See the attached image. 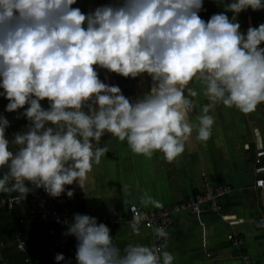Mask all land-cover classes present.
Listing matches in <instances>:
<instances>
[{
    "label": "clouds",
    "instance_id": "clouds-1",
    "mask_svg": "<svg viewBox=\"0 0 264 264\" xmlns=\"http://www.w3.org/2000/svg\"><path fill=\"white\" fill-rule=\"evenodd\" d=\"M76 3L0 0V97L6 112L28 121L9 140L10 122L0 115V193H18L19 201L34 189L52 198L74 184L86 191L94 165L109 152L105 137L149 159L159 152L171 164L193 140L211 138L216 107L247 115L264 104V23L242 32L237 19L264 10V0H221L223 11L207 21L200 16L204 0H117L87 14ZM97 68L125 79L143 76L149 90L132 100L102 82ZM193 83L207 99L198 125L190 122L198 96ZM140 203L163 207L146 193ZM146 219L133 215V235ZM153 232L164 241L159 248L121 249L106 224L74 214L64 235L77 241L75 264H174L169 233Z\"/></svg>",
    "mask_w": 264,
    "mask_h": 264
},
{
    "label": "crops",
    "instance_id": "crops-1",
    "mask_svg": "<svg viewBox=\"0 0 264 264\" xmlns=\"http://www.w3.org/2000/svg\"><path fill=\"white\" fill-rule=\"evenodd\" d=\"M116 2L77 0L74 7L87 14L97 7ZM222 11L221 0H204L202 19L207 21L213 14ZM228 15L231 16V13ZM237 19L241 31L245 32L249 26L256 27L264 23V10L259 14L249 9ZM97 72L102 82L119 86L123 94L132 100L146 94L151 84L150 79L143 76L140 79H125L104 69L97 68ZM191 86L197 90L198 96L192 98L196 103V111L191 114L190 122L198 125L196 115L207 99L199 83ZM42 103L45 108L48 107L46 101ZM210 114L215 118L211 138L204 143L193 140L185 153L171 164L159 152L149 159L133 154L126 142L105 137L108 139L109 152L99 165H94L86 191L74 184L66 186L65 193L59 198H52L40 189L51 207L65 209L69 217L62 222L61 229L51 228L52 239L40 242L37 254L32 255L30 251L29 262H34L39 255L63 251L71 259L67 261L75 264L77 241L72 236L64 235L67 223L72 222L74 214H87L96 217L99 223L106 224L114 237V243L121 249L130 243L144 244L154 249L153 229L141 225L140 234L133 235L129 228L131 206L136 205L145 215L158 210L140 203L146 193L162 203L163 207L159 209L185 205L174 214L173 224L165 229L169 233L166 250L174 255V264H246L245 258L248 256L253 264H264V227L257 226L264 220V189L254 186L257 177L256 153L264 149V104L247 115L222 105ZM11 131L9 128V140L12 139ZM11 150L15 151L16 146L12 145ZM204 183L227 186L230 191L216 204H203L200 213L192 212L189 202L202 194ZM69 190L74 193L71 198L67 196ZM16 196L5 195L0 196V199ZM28 196L31 205V193ZM25 201L15 208L23 207ZM62 235L69 243L50 250L51 245L60 240Z\"/></svg>",
    "mask_w": 264,
    "mask_h": 264
},
{
    "label": "built area",
    "instance_id": "built-area-1",
    "mask_svg": "<svg viewBox=\"0 0 264 264\" xmlns=\"http://www.w3.org/2000/svg\"><path fill=\"white\" fill-rule=\"evenodd\" d=\"M9 137V128L6 133ZM264 158V149L257 151L256 153V167L255 173L257 177L254 181V186L258 189H264V164L262 159ZM31 188V187H30ZM230 188L227 186H210L208 184L202 185V194L196 195L191 202H189V209L192 212L200 213V207L205 203L216 204L220 198L229 193ZM31 216L39 219L40 224L44 226L58 227L61 229V224L63 221L67 220L69 213L65 209H55L51 207L47 201L46 195L40 189H34L31 192ZM23 200H16L15 197L7 198L3 197L0 199V210H12L15 207L21 206ZM135 207V212L133 211ZM185 205L179 206H169L168 208L158 209L150 212L146 215L147 219L142 223L147 229H153L154 227L168 228L174 222V214L178 212L179 209L184 208ZM131 215L136 213H142L136 205L130 208ZM154 250L162 245V239H157L154 237ZM69 243V240L62 235L60 240H57L51 245L50 250H54L56 247H62ZM19 251L25 255H29V251L25 246V243L20 241L17 245ZM246 264H253L251 257H246Z\"/></svg>",
    "mask_w": 264,
    "mask_h": 264
},
{
    "label": "trees",
    "instance_id": "trees-1",
    "mask_svg": "<svg viewBox=\"0 0 264 264\" xmlns=\"http://www.w3.org/2000/svg\"><path fill=\"white\" fill-rule=\"evenodd\" d=\"M200 16L202 18L201 13ZM6 105L7 100L0 97V115L9 120L11 133L25 129L28 121L23 117L17 119L18 113L6 112L4 110ZM11 147L12 145H10V149ZM5 195H18V193H0L1 197ZM30 209L29 196H27L23 207L0 210V264H56L55 255L58 253L65 257V261L61 264H73V262L67 261L71 259L63 251H57L46 256L39 255L34 262H29V256L18 251L17 245L22 241L32 255L37 254L40 242H47L52 239V227L40 224L39 219L31 216ZM18 234L21 238H18Z\"/></svg>",
    "mask_w": 264,
    "mask_h": 264
},
{
    "label": "rangeland",
    "instance_id": "rangeland-1",
    "mask_svg": "<svg viewBox=\"0 0 264 264\" xmlns=\"http://www.w3.org/2000/svg\"><path fill=\"white\" fill-rule=\"evenodd\" d=\"M256 12H258V13L260 14V13H261V10H260V11H256ZM18 238H21V237H20V234H18Z\"/></svg>",
    "mask_w": 264,
    "mask_h": 264
},
{
    "label": "water",
    "instance_id": "water-1",
    "mask_svg": "<svg viewBox=\"0 0 264 264\" xmlns=\"http://www.w3.org/2000/svg\"><path fill=\"white\" fill-rule=\"evenodd\" d=\"M4 171H7V169H4Z\"/></svg>",
    "mask_w": 264,
    "mask_h": 264
}]
</instances>
